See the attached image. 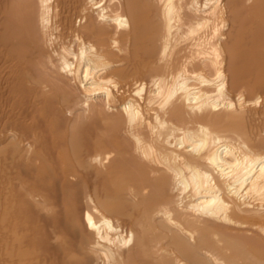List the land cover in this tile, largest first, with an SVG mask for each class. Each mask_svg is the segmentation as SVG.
Returning <instances> with one entry per match:
<instances>
[{
    "label": "bare ground",
    "instance_id": "obj_1",
    "mask_svg": "<svg viewBox=\"0 0 264 264\" xmlns=\"http://www.w3.org/2000/svg\"><path fill=\"white\" fill-rule=\"evenodd\" d=\"M0 264H264V0H0Z\"/></svg>",
    "mask_w": 264,
    "mask_h": 264
}]
</instances>
